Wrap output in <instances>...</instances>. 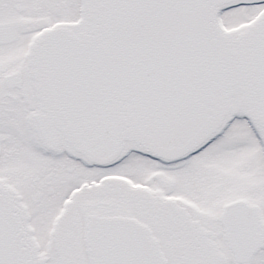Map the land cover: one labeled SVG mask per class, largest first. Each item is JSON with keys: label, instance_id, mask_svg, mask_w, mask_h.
Wrapping results in <instances>:
<instances>
[{"label": "snow or ice", "instance_id": "obj_1", "mask_svg": "<svg viewBox=\"0 0 264 264\" xmlns=\"http://www.w3.org/2000/svg\"><path fill=\"white\" fill-rule=\"evenodd\" d=\"M0 264H264V0H0Z\"/></svg>", "mask_w": 264, "mask_h": 264}]
</instances>
